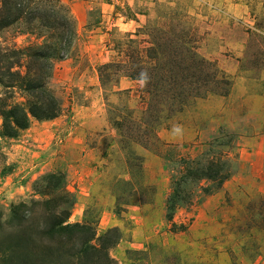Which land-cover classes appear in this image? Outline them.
<instances>
[{
  "label": "rangeland",
  "instance_id": "374dc122",
  "mask_svg": "<svg viewBox=\"0 0 264 264\" xmlns=\"http://www.w3.org/2000/svg\"><path fill=\"white\" fill-rule=\"evenodd\" d=\"M10 1L0 111L61 110L0 114V264H264V0Z\"/></svg>",
  "mask_w": 264,
  "mask_h": 264
},
{
  "label": "trees",
  "instance_id": "16d2710c",
  "mask_svg": "<svg viewBox=\"0 0 264 264\" xmlns=\"http://www.w3.org/2000/svg\"><path fill=\"white\" fill-rule=\"evenodd\" d=\"M51 2L50 0H48L46 3H40L38 4L36 7L33 6V8L27 10L28 15H30V19H33L32 15L34 16L39 10H45L48 8H51L50 6ZM11 1L10 0H0V15L2 14V18L0 19V33L6 29V28H10L13 24H15L17 22V19L20 18L21 15H23V13H25L26 11H20V14L17 15H13V8L11 7ZM34 8L38 11H35V13L33 14V10ZM68 12V11H67ZM41 13V12H40ZM42 14V13H41ZM58 13H54L52 17H54V19H48V22L45 23V25H43L42 27H45L47 30L52 32V36H53V41L47 43L45 45V49L47 50H53V51H58L61 46L65 45V40L64 41H60L58 40L59 38H64L65 34L68 35V28L70 27V25H68L67 22V16L65 15L64 18V23L62 21H59V17H58ZM16 16V17H15ZM40 16V15H37ZM34 17L35 18H37ZM5 17H7L6 20ZM60 27V28H59ZM64 34V35H63ZM67 35L65 36V38L67 37ZM56 36H58V38H56ZM53 42V43H52ZM1 52V50H0ZM40 57H44L43 59H47L50 58L51 55L48 54L47 52H41V53H33L30 56H28L27 60H28V70L27 73H31L32 71H37V69H39V60ZM10 63V67H11ZM38 78H41L40 75L37 73L36 75H29L28 77V85L26 87L27 89V96L29 97V99L34 100V103L36 106L32 105L31 109H29V111L27 112L23 107L19 106V105H15L12 106L10 109H3L0 111V114L2 116V118L4 119V127L5 130L7 132V134H12V124L15 125L16 127H24L28 121L29 118V113L32 114L34 117L36 118H52L55 117L59 114L60 112V106L57 105V103L55 104V99L49 94V92H47L45 85H43L41 83V81H39ZM54 99V101H53ZM39 102V103H38ZM36 103L41 104L40 106H38ZM12 129V130H11ZM48 203L45 204V206H47ZM25 208V205H21L18 206L17 209H22ZM20 215L16 214L15 218L16 220H19ZM23 218V217H22ZM21 221V218H20ZM65 221L62 220H58V222H54V225L52 226L53 231L52 233H48L47 236L51 235V234H55L57 237H61L63 238L64 236H69L72 234L73 228L74 226L72 225H64ZM57 227V228H56Z\"/></svg>",
  "mask_w": 264,
  "mask_h": 264
}]
</instances>
